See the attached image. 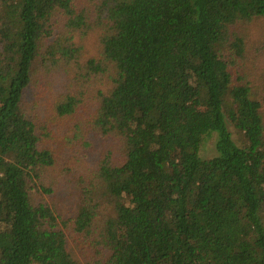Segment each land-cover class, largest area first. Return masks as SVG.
Instances as JSON below:
<instances>
[{"label": "trees", "instance_id": "1", "mask_svg": "<svg viewBox=\"0 0 264 264\" xmlns=\"http://www.w3.org/2000/svg\"><path fill=\"white\" fill-rule=\"evenodd\" d=\"M0 264H264V0H0Z\"/></svg>", "mask_w": 264, "mask_h": 264}, {"label": "rangeland", "instance_id": "2", "mask_svg": "<svg viewBox=\"0 0 264 264\" xmlns=\"http://www.w3.org/2000/svg\"><path fill=\"white\" fill-rule=\"evenodd\" d=\"M91 45V42L89 43ZM88 44V53H85V55L87 56L88 54H92L94 51L92 50L91 46ZM90 78H86L85 76H76L74 74L72 75H69V79L68 82H69V85H72V89L75 88V90L78 92V95L77 96H80L81 93H83V97L81 98L82 100L84 99V105H82V108L79 110L81 111L84 106H85V103H88L89 100L91 99L90 96L93 95V85H92V82L89 80ZM59 81H55V88L53 91H47V96L53 100L54 102L57 101V99L59 97H61V95L63 93L66 92V90L69 89V85H65L64 86H61L59 83ZM62 93V94H61ZM38 94H41L40 93V90L37 92V91H33L30 95V101H34L37 97ZM41 98H43V95L41 94ZM34 102H31V106L33 107L34 106ZM40 111L36 112H31L33 113V115H36L38 114ZM43 112H46L45 109H43ZM48 113H51V112H48ZM49 126V125H48ZM50 127V126H49ZM52 129L53 130H58V126H53V124L51 125ZM228 127H229V130L230 132L232 133V137L233 139L240 145L242 144V136L239 132H237L230 124H228ZM61 134V133H60ZM60 134L58 137H55L53 138V141L55 144L58 143V141L60 140ZM216 151H215V148H214V139L209 137L207 138L204 142H203V145L201 147V150H200V155L201 157L203 158H210V157H213L215 155ZM74 201V200H72ZM64 207V206H63Z\"/></svg>", "mask_w": 264, "mask_h": 264}]
</instances>
